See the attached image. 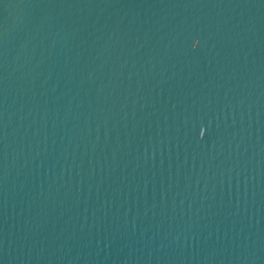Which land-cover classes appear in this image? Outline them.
Masks as SVG:
<instances>
[{
    "label": "water",
    "instance_id": "95a60500",
    "mask_svg": "<svg viewBox=\"0 0 264 264\" xmlns=\"http://www.w3.org/2000/svg\"><path fill=\"white\" fill-rule=\"evenodd\" d=\"M0 264H264V0H0Z\"/></svg>",
    "mask_w": 264,
    "mask_h": 264
}]
</instances>
